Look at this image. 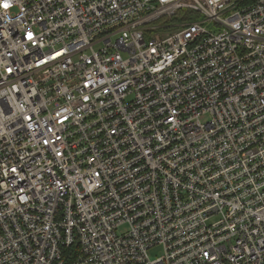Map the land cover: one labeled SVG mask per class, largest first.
Returning <instances> with one entry per match:
<instances>
[{"label": "built area", "instance_id": "built-area-1", "mask_svg": "<svg viewBox=\"0 0 264 264\" xmlns=\"http://www.w3.org/2000/svg\"><path fill=\"white\" fill-rule=\"evenodd\" d=\"M0 264H264V0H0Z\"/></svg>", "mask_w": 264, "mask_h": 264}, {"label": "rangeland", "instance_id": "rangeland-1", "mask_svg": "<svg viewBox=\"0 0 264 264\" xmlns=\"http://www.w3.org/2000/svg\"><path fill=\"white\" fill-rule=\"evenodd\" d=\"M204 26L209 27V24L205 23ZM158 255H159V251H155V252H153V253L150 254V257L151 258H154L155 256H158Z\"/></svg>", "mask_w": 264, "mask_h": 264}, {"label": "snow or ice", "instance_id": "snow-or-ice-1", "mask_svg": "<svg viewBox=\"0 0 264 264\" xmlns=\"http://www.w3.org/2000/svg\"><path fill=\"white\" fill-rule=\"evenodd\" d=\"M4 7H5V8H7V7H8V5H7V4H4Z\"/></svg>", "mask_w": 264, "mask_h": 264}]
</instances>
